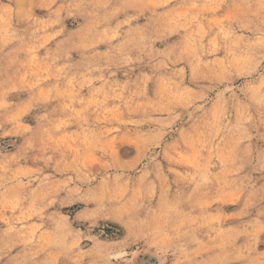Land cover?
<instances>
[{
  "label": "rangeland",
  "instance_id": "rangeland-1",
  "mask_svg": "<svg viewBox=\"0 0 264 264\" xmlns=\"http://www.w3.org/2000/svg\"><path fill=\"white\" fill-rule=\"evenodd\" d=\"M0 264H264V0H0Z\"/></svg>",
  "mask_w": 264,
  "mask_h": 264
}]
</instances>
